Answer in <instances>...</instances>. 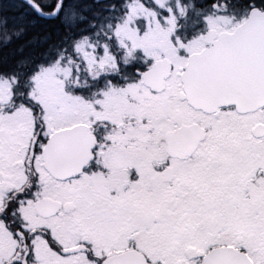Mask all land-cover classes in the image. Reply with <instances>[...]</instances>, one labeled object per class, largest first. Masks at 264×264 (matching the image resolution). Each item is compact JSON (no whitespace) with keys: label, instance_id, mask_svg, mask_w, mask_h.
<instances>
[{"label":"snow or ice","instance_id":"1","mask_svg":"<svg viewBox=\"0 0 264 264\" xmlns=\"http://www.w3.org/2000/svg\"><path fill=\"white\" fill-rule=\"evenodd\" d=\"M0 264H264V0H0Z\"/></svg>","mask_w":264,"mask_h":264}]
</instances>
